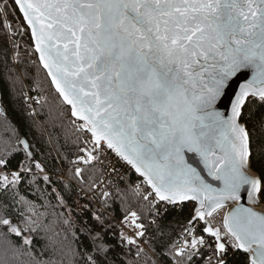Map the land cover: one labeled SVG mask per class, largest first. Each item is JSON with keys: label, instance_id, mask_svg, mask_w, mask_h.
Instances as JSON below:
<instances>
[{"label": "snow or ice", "instance_id": "1", "mask_svg": "<svg viewBox=\"0 0 264 264\" xmlns=\"http://www.w3.org/2000/svg\"><path fill=\"white\" fill-rule=\"evenodd\" d=\"M9 9L20 18L14 31L30 32L37 71L44 70L81 134L75 177L83 183L84 172L95 170L110 150L142 178L132 191L156 214L194 202L183 240L165 249V264H195L213 242L205 264H229L230 252L245 254L247 264H264V0H0L6 30ZM15 139L27 163L11 178L0 175L5 191L32 171L31 146ZM18 151L5 140L0 168ZM35 168L46 171L39 162ZM87 179L88 191L97 181L105 184L100 195L106 204L105 181ZM245 197L248 206L240 204ZM228 202L235 207L222 228H213L208 218ZM21 215L14 223L0 212V264H10V255L29 256L27 264H118L87 222L77 247L43 223L47 234L35 249L42 222L34 209ZM129 218L132 228H144L136 211ZM92 219L106 223L95 211ZM200 222L214 241L201 235ZM64 224L76 239L75 226L67 218ZM142 253L137 247V257Z\"/></svg>", "mask_w": 264, "mask_h": 264}, {"label": "trees", "instance_id": "2", "mask_svg": "<svg viewBox=\"0 0 264 264\" xmlns=\"http://www.w3.org/2000/svg\"><path fill=\"white\" fill-rule=\"evenodd\" d=\"M11 11L9 9L10 34L0 27V156L3 155L5 140H11V147L19 151L9 157L6 169L0 168V175L7 174L11 178L13 171L20 170L22 161L27 163L23 148L16 143V136L29 143L34 160L31 163L32 171L18 185L10 186L8 191L0 187V212H6L14 223H20L23 219L21 213L27 215L30 208L34 209L42 222L39 235L34 234V248L37 250L42 246V237L47 234L43 223H50L64 243L77 247L79 240L84 238L80 228L87 222L93 234L102 233L104 241L111 248V254L118 258V264L119 259L124 264H128V261L135 264H153L154 261L156 264H165L169 259L165 256V249L170 241L178 239L179 233L187 225L193 203L188 202L182 209L169 207L167 212L163 210L156 214L148 202L138 199L132 191L140 181L133 172L128 174L126 180L111 183L112 189L106 204L102 203L104 198H96L94 202L86 197L87 192L93 190H87L90 183L87 178L101 179L102 167L97 165L95 170L85 171L83 183L81 178L75 177L72 162L79 153L76 145L82 140L77 141L76 137L81 134L75 130L70 112L65 111L68 107L58 100L43 69L37 71L39 63L29 32L14 31L20 18L17 23ZM0 21H3L2 15ZM26 89L35 91L37 117L26 111ZM37 121L43 122L46 133ZM35 162H39L46 171L39 172ZM62 171H66V180L60 178ZM44 175L50 177V183L44 182ZM58 197H62L63 203ZM83 205L89 207L83 209ZM130 210L137 212L140 218L138 222L144 225L139 231H144L145 235L139 238L140 244L137 245H128L121 234L120 223ZM92 211L104 217L106 223L103 226L92 219ZM65 218L75 226L76 239L64 224ZM202 226L201 223L198 226L200 233ZM12 238L17 244L20 243L19 238ZM143 240L148 243L144 244ZM137 247L143 249L140 257L136 255ZM36 254L39 255V252ZM29 260L27 255L9 256L10 264H27ZM206 260L205 255L195 264H205ZM229 264H247L246 255L238 252L230 254Z\"/></svg>", "mask_w": 264, "mask_h": 264}, {"label": "built area", "instance_id": "3", "mask_svg": "<svg viewBox=\"0 0 264 264\" xmlns=\"http://www.w3.org/2000/svg\"><path fill=\"white\" fill-rule=\"evenodd\" d=\"M7 31H8V34H10V28H8ZM12 60L14 62V59H12ZM34 93H35V91L33 89H26L24 91L25 100H26V111L28 114L36 116V109H37L38 101H37V97ZM82 143H83V141H82ZM78 155H80V153H78ZM77 156L73 159V161L76 160ZM97 165L102 167L101 179L104 180L105 183L108 185V187L105 190L109 191V193L112 189V186H111L112 182H118V181L126 180L128 177V174L130 172H133L132 169L130 168V166L126 165L123 161H120L115 156V154L112 153L110 150H106V153L103 156V162L102 163L97 162ZM73 166H74L73 171H75V168L77 167V165L73 163ZM113 166H115V168L119 170L118 173L113 172ZM79 167H81L83 169L85 166L81 164V165H79ZM60 178L62 180H66V171H62ZM102 188H105V184H99L98 183V186L96 188H94L91 192L86 194V197L89 198L91 201H94V202H96V198L98 200L103 199V197L100 195V190ZM108 188H110V189H108ZM173 208L177 209V208H179V206H176ZM163 210H164L163 208L160 209V211H163ZM225 213H226V207L219 209L216 213L213 214L212 217L208 218V222L211 224V226L213 228H217V227L222 228L223 216L225 215ZM198 226H199V224L197 225V228H198ZM120 227H121V234L124 237H131L133 239H136L137 244H140V240H139V238L136 237L134 232L128 230L122 223H120ZM183 230L179 233L177 240H180V241L183 240ZM201 235H204L207 240L214 241V238L207 237V234H204L203 232L201 233ZM201 251L206 255V259H207L208 256L211 255L214 251V242H213V245L211 248L208 246V244H206L201 249ZM232 253L233 252H230L229 255Z\"/></svg>", "mask_w": 264, "mask_h": 264}, {"label": "water", "instance_id": "4", "mask_svg": "<svg viewBox=\"0 0 264 264\" xmlns=\"http://www.w3.org/2000/svg\"><path fill=\"white\" fill-rule=\"evenodd\" d=\"M29 36H30V39H31V34H30V32H29ZM31 42H32V39H31ZM32 48H33V51H34V44H33V42H32ZM36 58H37V61H38V56L36 55ZM38 63H39V61H38ZM44 71V70H43ZM46 74V73H45ZM49 80V79H48ZM49 82H50V80H49ZM54 90V89H53ZM66 106V105H65ZM68 107V106H67ZM221 109L222 110H226L225 109V107H224V105H221ZM2 109L0 108V111H1ZM69 112H70V110H69ZM70 116H71V114H70ZM72 118V117H71ZM73 119V118H72ZM21 147L23 148V146L21 145ZM189 155H191V154H189ZM202 167V166H201ZM133 171V173L137 176V174L135 173V171L134 170H132ZM138 177V176H137ZM140 179H142V178H140ZM210 179V178H209ZM213 183H215V182H213ZM191 203H193L194 204V202H191ZM240 204L241 205H243V206H248V204H247V199H246V197L244 198V199H242L241 201H240ZM225 207H226V213H228L230 210H231V208L232 207H235V204L233 203V202H228V203H226V205H225ZM225 213V214H226ZM202 224H203V222H201ZM205 234V233H204Z\"/></svg>", "mask_w": 264, "mask_h": 264}, {"label": "rangeland", "instance_id": "5", "mask_svg": "<svg viewBox=\"0 0 264 264\" xmlns=\"http://www.w3.org/2000/svg\"><path fill=\"white\" fill-rule=\"evenodd\" d=\"M3 17V16H2ZM13 18H14V16H13ZM18 18L19 17H17L16 16V21H17V23H19V21H18ZM15 63V62H14ZM34 117H37V116H34ZM38 122V124L40 125V127L43 129V131L46 133V127H45V125L43 124V122H40V121H37ZM46 137L48 138V134L46 135ZM47 140H49V139H47ZM108 189H110V188H108ZM89 192H87V194H88ZM122 224L128 229V230H130V231H132V232H134V233H136L137 231H139V230H137V229H134V228H132L131 226H130V218H129V220H123L122 221Z\"/></svg>", "mask_w": 264, "mask_h": 264}]
</instances>
